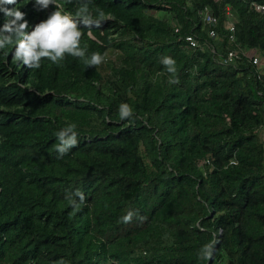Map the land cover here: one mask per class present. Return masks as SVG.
Wrapping results in <instances>:
<instances>
[{
    "label": "trees",
    "instance_id": "16d2710c",
    "mask_svg": "<svg viewBox=\"0 0 264 264\" xmlns=\"http://www.w3.org/2000/svg\"><path fill=\"white\" fill-rule=\"evenodd\" d=\"M256 1L90 0L111 19L92 38L77 21L81 47L116 51L95 67L66 56L30 69L0 50V264H264V68L218 61L229 47L264 53ZM70 124L78 144L58 157Z\"/></svg>",
    "mask_w": 264,
    "mask_h": 264
},
{
    "label": "clouds",
    "instance_id": "9594fccd",
    "mask_svg": "<svg viewBox=\"0 0 264 264\" xmlns=\"http://www.w3.org/2000/svg\"><path fill=\"white\" fill-rule=\"evenodd\" d=\"M72 2L73 0H62V2L61 0H0V50L9 47V52H13L14 60L30 69H39L44 59L59 65L66 56L83 60L87 66L95 67L101 65L105 59L103 55L99 52H94L90 57H87V46L81 47V39L84 33L78 27L77 21L84 25L87 29L86 34L92 38L91 30L93 28L99 29L101 23L111 19V17L107 16L103 10L97 9V16L94 18L89 7L90 0H78L79 6L73 14L64 8V4ZM262 2H253V8L255 9L254 3ZM257 11L264 17L262 12ZM203 13L213 16L204 7L198 9L202 22L214 23L215 18L213 22L203 20ZM229 25L231 24L228 23L227 29ZM209 29L213 30L214 35L208 33ZM209 29H207V35L217 39L214 29ZM228 31L232 33V30L228 29ZM186 36L191 37L194 43L190 44L188 39L185 38ZM232 38L233 35L231 38L228 37L229 40ZM183 39L190 46H199L198 39L193 34L188 33L183 36ZM210 49L212 50V47ZM227 49L236 50L238 56L235 58L241 55L240 51H244L240 47H237V49L229 47ZM226 50L220 55V58L225 54ZM245 52L256 53L253 51ZM244 57L248 58L247 56ZM220 58L218 61H220ZM161 63L166 67L167 72L175 77L177 72L176 61L171 57H164ZM254 66L258 69L264 68L258 65ZM258 72L259 70L257 74ZM169 83L177 84L179 80L178 78H173ZM118 112L121 120L133 117V109L126 103H122L119 106ZM56 136L59 141L56 145L58 157H62L78 144V133L75 124H70L59 130ZM75 196L79 198V203L75 199H71V206L74 209H78L80 204L85 202V196L80 191H77ZM134 215L132 211H129L121 218V221L130 223ZM139 219L142 221L144 218L139 217ZM214 244L215 241L204 246L202 249L203 259L211 258Z\"/></svg>",
    "mask_w": 264,
    "mask_h": 264
},
{
    "label": "built area",
    "instance_id": "2783aa9c",
    "mask_svg": "<svg viewBox=\"0 0 264 264\" xmlns=\"http://www.w3.org/2000/svg\"><path fill=\"white\" fill-rule=\"evenodd\" d=\"M254 7H255V9L259 10L260 12H262L263 15H264V2H262V3H254ZM203 20H205L207 22H209V21L213 22L214 21V17L211 16L210 14H208V13H203ZM228 29L232 30V26L229 25ZM208 33L211 34V35H214V32H213L212 29H209ZM228 37L231 38L232 37V33H229ZM185 38L188 39L190 44L194 43V40L191 37L186 36ZM240 53L243 56H247L248 59L250 60V62L253 63L254 65H256V66L258 65V66L264 67V53L256 54V53H248V52H245V51H240ZM236 56H238L236 50L227 49L225 54L221 56L220 61L223 62V63L230 62Z\"/></svg>",
    "mask_w": 264,
    "mask_h": 264
},
{
    "label": "rangeland",
    "instance_id": "374dc122",
    "mask_svg": "<svg viewBox=\"0 0 264 264\" xmlns=\"http://www.w3.org/2000/svg\"><path fill=\"white\" fill-rule=\"evenodd\" d=\"M104 56L105 57H107V59L109 60H114L115 59V56H116V51L114 50V49H111V48H109V49H106L105 51H104ZM115 61V60H114ZM264 131H261V136H262V138H263V140H264V133H263ZM263 133V134H262Z\"/></svg>",
    "mask_w": 264,
    "mask_h": 264
}]
</instances>
